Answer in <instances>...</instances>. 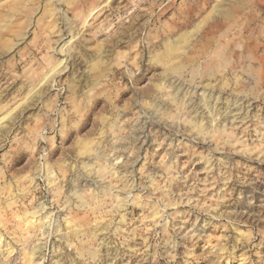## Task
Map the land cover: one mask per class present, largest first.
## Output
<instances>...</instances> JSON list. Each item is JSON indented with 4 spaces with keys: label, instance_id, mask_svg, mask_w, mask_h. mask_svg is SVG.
I'll use <instances>...</instances> for the list:
<instances>
[{
    "label": "clouds",
    "instance_id": "obj_1",
    "mask_svg": "<svg viewBox=\"0 0 264 264\" xmlns=\"http://www.w3.org/2000/svg\"><path fill=\"white\" fill-rule=\"evenodd\" d=\"M0 264H264V0H0Z\"/></svg>",
    "mask_w": 264,
    "mask_h": 264
}]
</instances>
